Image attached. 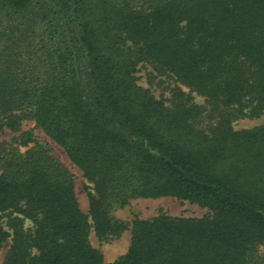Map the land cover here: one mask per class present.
<instances>
[{
	"label": "trees",
	"instance_id": "1",
	"mask_svg": "<svg viewBox=\"0 0 264 264\" xmlns=\"http://www.w3.org/2000/svg\"><path fill=\"white\" fill-rule=\"evenodd\" d=\"M140 63L188 92L156 98ZM262 114L264 0H0V127L34 120L95 188L88 217L48 147L0 143V264H264V123L231 124ZM160 196L210 214L135 218L105 263L90 219Z\"/></svg>",
	"mask_w": 264,
	"mask_h": 264
},
{
	"label": "rangeland",
	"instance_id": "2",
	"mask_svg": "<svg viewBox=\"0 0 264 264\" xmlns=\"http://www.w3.org/2000/svg\"><path fill=\"white\" fill-rule=\"evenodd\" d=\"M135 75L141 86H146L156 98L161 99L166 104H169L172 90L176 86H180L184 92H188L186 87L179 85L169 76L157 75L147 63H140ZM192 96L195 103L206 106L203 96L194 92ZM263 123L264 114L259 117L237 118L231 124L234 129H243ZM33 141H38L48 147L52 154L67 167L73 176L74 193L80 209L90 217V197L95 194L94 183L86 178L82 169L68 157L62 146L37 126L34 120L29 118H24L17 129L0 127V143H13L17 146L22 143L19 148L24 150L33 145ZM206 214H210L208 208L174 196L132 198L123 204L113 203L109 210V215L117 220L120 225L118 232L106 236L97 235L91 225L92 220L89 218L91 226L89 239L91 244L102 254L103 261L109 263L127 252L131 237L130 223L133 219H149L159 215L200 217ZM6 220V213H0V223L4 228L7 226ZM8 244L6 243L4 248Z\"/></svg>",
	"mask_w": 264,
	"mask_h": 264
}]
</instances>
